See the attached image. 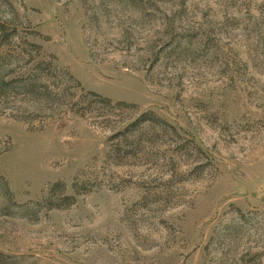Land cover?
<instances>
[{"label": "rangeland", "instance_id": "obj_1", "mask_svg": "<svg viewBox=\"0 0 264 264\" xmlns=\"http://www.w3.org/2000/svg\"><path fill=\"white\" fill-rule=\"evenodd\" d=\"M9 39L174 130H39L0 91V264H264V0H0ZM14 57L0 80L29 73Z\"/></svg>", "mask_w": 264, "mask_h": 264}, {"label": "trees", "instance_id": "obj_2", "mask_svg": "<svg viewBox=\"0 0 264 264\" xmlns=\"http://www.w3.org/2000/svg\"><path fill=\"white\" fill-rule=\"evenodd\" d=\"M2 50H11L15 54L14 61L21 67L28 68L29 73L11 81L0 80V91H19L23 96L31 97L32 124L39 130L46 128L49 121L65 113L66 109L78 114L82 119L91 120L94 127L112 132V138L123 135L130 128H134L133 133L141 131L145 126H155L161 131L168 128L174 130L172 126L149 112L140 114L130 124L125 125L127 122L123 121L126 118L121 117L120 113L125 109L138 110L135 105L113 102L97 93L85 92L79 82L69 74V79L76 83V87L66 86L64 80L58 76L63 71L54 65L53 59L42 56L41 47L37 44L28 40H1L0 51ZM120 125L123 126L118 131ZM157 138L156 134L141 133L136 140L131 141V145L133 149L139 150L144 148V144L155 147Z\"/></svg>", "mask_w": 264, "mask_h": 264}]
</instances>
